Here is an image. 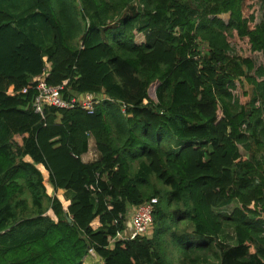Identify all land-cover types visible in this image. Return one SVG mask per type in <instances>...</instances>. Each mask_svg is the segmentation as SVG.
Listing matches in <instances>:
<instances>
[{"label":"trees","instance_id":"obj_1","mask_svg":"<svg viewBox=\"0 0 264 264\" xmlns=\"http://www.w3.org/2000/svg\"><path fill=\"white\" fill-rule=\"evenodd\" d=\"M247 1L0 0V264H264V10L251 26ZM39 83L102 101L40 115ZM151 199L150 235L110 245Z\"/></svg>","mask_w":264,"mask_h":264},{"label":"built area","instance_id":"obj_2","mask_svg":"<svg viewBox=\"0 0 264 264\" xmlns=\"http://www.w3.org/2000/svg\"><path fill=\"white\" fill-rule=\"evenodd\" d=\"M37 89L40 95L36 98L34 106L35 112L40 115H42L44 105L66 110L77 108L93 113L95 107L102 101L101 97L93 94L80 95L66 100L59 94L61 88L46 87L43 83H39ZM9 93L13 95L11 91ZM156 204V199H151L128 209L125 216L124 231L119 233L109 244L112 245L116 241H131L149 236L148 234L152 232V215ZM88 256H94L93 250H89Z\"/></svg>","mask_w":264,"mask_h":264},{"label":"rangeland","instance_id":"obj_3","mask_svg":"<svg viewBox=\"0 0 264 264\" xmlns=\"http://www.w3.org/2000/svg\"><path fill=\"white\" fill-rule=\"evenodd\" d=\"M263 10H264V4L262 3L261 0H248L246 2L245 15H246V17H249L250 15H253V18H254V20H253L254 22H251V26H253L254 24L259 22V20L261 19V15H262V11ZM219 18L226 22L227 19H228V16L224 15V16H220ZM227 40H228V42H229V44L231 46V54L232 55H237V56H240V57L250 58L256 63V65L262 64L261 56L256 54V53H252L247 41L246 40H241L236 35L235 32L228 33L227 34ZM244 92H246L247 94L250 95L251 88H249L248 86H245V87H242L239 90V92H238L239 93V100H240V102L242 104H246L247 101H248V97L243 95ZM263 117H264V114H263ZM241 153L243 155H246L242 148H241ZM89 154L90 155H87V157L84 160H90L92 158L95 159L94 158L95 149L93 147V144L90 145ZM38 169L41 171V173L43 175L44 186L46 188L47 194L49 196H56L57 198H59V200L63 203V206L66 207L67 204H66L65 198L63 197V192L62 191H55L53 185L49 182L48 173L45 171V169L42 166H38ZM233 207L234 206H230L226 210L227 211H231ZM130 208L131 207H129V209ZM226 210H224L225 213H227ZM48 214L52 216L50 211L48 212ZM225 234H226V239H224V240H227V237H229V238L231 237L232 238V236H233V233H232V231L230 229H226L225 230ZM148 235H150V233ZM84 260H85V263L83 262V264H94V263H100L101 262L100 258L97 257L96 255L90 256L89 258H87V256H86Z\"/></svg>","mask_w":264,"mask_h":264},{"label":"crops","instance_id":"obj_4","mask_svg":"<svg viewBox=\"0 0 264 264\" xmlns=\"http://www.w3.org/2000/svg\"><path fill=\"white\" fill-rule=\"evenodd\" d=\"M89 152H90V149H89ZM89 152L83 156V160L87 157V155H90ZM95 157H96V155H94V158H95ZM92 160H93V158L90 159V160H84V161H85V162H90V161H92ZM66 204L68 205V202H66ZM66 207H67V206H66ZM89 257H90V256H87V258H89ZM84 259H85V258H84ZM84 263H85V260H84Z\"/></svg>","mask_w":264,"mask_h":264},{"label":"clouds","instance_id":"obj_5","mask_svg":"<svg viewBox=\"0 0 264 264\" xmlns=\"http://www.w3.org/2000/svg\"><path fill=\"white\" fill-rule=\"evenodd\" d=\"M94 255H96L95 253H94ZM88 256V255H87ZM97 256V255H96Z\"/></svg>","mask_w":264,"mask_h":264},{"label":"water","instance_id":"obj_6","mask_svg":"<svg viewBox=\"0 0 264 264\" xmlns=\"http://www.w3.org/2000/svg\"><path fill=\"white\" fill-rule=\"evenodd\" d=\"M68 222H70V220L68 219Z\"/></svg>","mask_w":264,"mask_h":264}]
</instances>
